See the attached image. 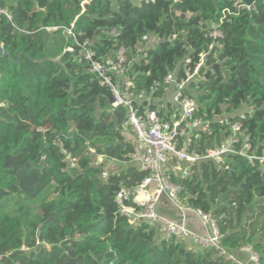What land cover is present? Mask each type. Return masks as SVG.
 <instances>
[{
  "label": "trees",
  "instance_id": "obj_1",
  "mask_svg": "<svg viewBox=\"0 0 264 264\" xmlns=\"http://www.w3.org/2000/svg\"><path fill=\"white\" fill-rule=\"evenodd\" d=\"M81 1L0 0L10 16H0V47L18 54L0 56V264H232L211 249L165 242L155 226L129 225L116 196L128 193L122 206L136 208L131 194L148 174L129 162L126 108H112L110 89L77 62L78 46L65 29L73 24L77 42L93 41L98 57L117 46L132 59L143 36L159 39L131 63L130 75L137 92L161 101L163 79L193 71L215 26L222 47L187 86L196 116L208 122L193 133L188 152L215 148L239 123L251 151L261 154L264 1L249 12L228 0H93L80 14ZM95 155L124 166L103 179ZM228 163L224 171L198 161L174 181L188 206L217 220L228 252L240 258L249 246L264 264V173L239 156Z\"/></svg>",
  "mask_w": 264,
  "mask_h": 264
},
{
  "label": "built area",
  "instance_id": "obj_2",
  "mask_svg": "<svg viewBox=\"0 0 264 264\" xmlns=\"http://www.w3.org/2000/svg\"><path fill=\"white\" fill-rule=\"evenodd\" d=\"M91 1L93 0L81 1L80 14L84 11V5ZM103 1L116 2V0ZM142 1L149 2L150 0H136L137 3ZM228 1L237 10H248L242 0ZM226 14H229V10H224L219 24L223 22ZM0 16H5L10 20L8 12L1 7ZM56 29L47 30L54 31ZM72 29L73 24L65 29V32L73 38L74 43L78 46L77 62L85 65L88 73L96 76L101 85L110 89L114 99L112 108L125 107L127 110L124 131L129 129L132 133L133 148L129 155L130 164L136 166L139 171L148 174L137 190L131 194L136 208L122 206V200L129 197L128 193L122 191L116 196V201L121 206V213L126 216L129 225L134 227L146 223L155 226L165 242L184 241L192 244L197 250L211 249L219 257L232 264H259L258 255L249 246L240 249L241 253L248 255V261L228 252L222 246V236L218 231L217 220L213 219L209 213L188 206L187 202L181 199L182 186L174 181V178L186 177L190 167L198 161H212L219 169L227 171L229 170L228 157L230 156L245 158L249 164L257 165L258 169L264 173V150L261 151V154L255 150L251 151L249 137L241 129L239 123H234L229 127L228 136L215 148L207 149L204 154L200 155L196 154L194 150L188 152L193 133L197 130L204 131L208 122L196 116L197 105L194 99L189 96L187 86L198 78V72L213 48L220 49L222 47L217 41L222 37V33L212 26V30L208 33V37L211 39L208 52L199 55V62L195 64L192 72L185 71L184 79L177 80L176 71L166 75L162 82L163 98L161 101H155L151 96L134 89L130 65L134 61L144 59L145 52L154 48L159 43V39L151 38L148 35L143 36L133 49L135 57L132 59H129V51L126 48L117 46L105 57H98L96 52L90 48L93 41L87 39L79 44ZM67 51L73 52V48L68 47ZM190 62V58L185 59L186 64ZM159 86H161L160 83L155 84L151 91H155ZM166 97H169V100H165ZM150 105L157 107L153 109L150 108ZM248 112L251 113L252 108H249ZM240 117L244 118V114L240 113ZM151 184H154L156 189L149 196L146 193ZM140 193L145 194V197L136 200ZM163 194L178 209L193 210L202 224L210 230V233L197 235L183 225L160 216L156 211V203Z\"/></svg>",
  "mask_w": 264,
  "mask_h": 264
},
{
  "label": "crops",
  "instance_id": "obj_3",
  "mask_svg": "<svg viewBox=\"0 0 264 264\" xmlns=\"http://www.w3.org/2000/svg\"><path fill=\"white\" fill-rule=\"evenodd\" d=\"M155 189L156 186L154 184H151L147 188L146 194L151 196V194L155 192ZM144 195L145 194L143 193L138 194L136 200L143 199L145 197ZM156 211L165 219L177 224H181L197 235H207L210 233V230L202 224L200 218L195 214L193 210L182 211L178 209L164 194L160 196L159 200L156 203ZM190 247L195 249L192 244H190ZM240 259L248 261V255L246 253H241Z\"/></svg>",
  "mask_w": 264,
  "mask_h": 264
},
{
  "label": "rangeland",
  "instance_id": "obj_4",
  "mask_svg": "<svg viewBox=\"0 0 264 264\" xmlns=\"http://www.w3.org/2000/svg\"><path fill=\"white\" fill-rule=\"evenodd\" d=\"M165 100H169V97H166ZM240 113H238V114H240ZM93 159H94V163H96V164H99V163L104 164V174L102 175L103 179L106 176L117 172L120 168H122L124 166V164H122L120 162H117L114 160H107L106 158H104L100 155H95ZM181 199L184 200V198L182 196H181Z\"/></svg>",
  "mask_w": 264,
  "mask_h": 264
},
{
  "label": "water",
  "instance_id": "obj_5",
  "mask_svg": "<svg viewBox=\"0 0 264 264\" xmlns=\"http://www.w3.org/2000/svg\"><path fill=\"white\" fill-rule=\"evenodd\" d=\"M244 2V4L248 7V11L252 12L254 5L259 2L260 0H242ZM0 56H5L7 57L9 60H12L13 58H17L18 54H16L14 57L9 54L8 52H5L1 47H0Z\"/></svg>",
  "mask_w": 264,
  "mask_h": 264
}]
</instances>
